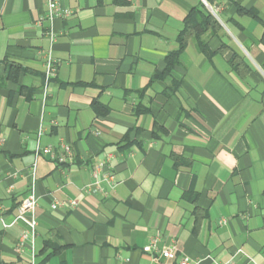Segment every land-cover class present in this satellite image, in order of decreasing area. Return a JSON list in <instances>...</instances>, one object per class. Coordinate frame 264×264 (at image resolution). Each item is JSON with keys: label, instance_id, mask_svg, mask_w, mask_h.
Listing matches in <instances>:
<instances>
[{"label": "crops", "instance_id": "obj_1", "mask_svg": "<svg viewBox=\"0 0 264 264\" xmlns=\"http://www.w3.org/2000/svg\"><path fill=\"white\" fill-rule=\"evenodd\" d=\"M56 1L51 24L0 0V264H264V0ZM194 9L210 54L190 38L167 71ZM62 141L68 163L36 154ZM108 157L116 187L86 191ZM158 234L176 258L143 250Z\"/></svg>", "mask_w": 264, "mask_h": 264}, {"label": "built area", "instance_id": "obj_2", "mask_svg": "<svg viewBox=\"0 0 264 264\" xmlns=\"http://www.w3.org/2000/svg\"><path fill=\"white\" fill-rule=\"evenodd\" d=\"M207 4V3H206ZM212 12L216 10L210 6ZM70 15V10L63 8L58 1L48 0L47 3V12L45 18L52 24L56 19H64ZM51 42H54L57 37V31L51 27L50 31L47 33ZM56 73L54 59L49 53L46 63V79L49 80ZM1 140V139H0ZM37 155H52L59 163H68L74 157L73 149L69 143L61 142L57 152L54 151V147L47 145L42 148H37ZM110 157L105 160L98 161L92 167V178L93 181L86 187V191L91 192H100L104 195H109V192L106 190V186H109L111 189H114L117 185V182L110 170ZM79 203L76 200H71L70 202H56L52 204L53 209L58 208L59 206L75 207ZM38 205V199L35 194L34 189H31L28 198L23 201L18 209L15 216V221L23 220L28 223L30 230L23 233L19 241L18 251H22V247L28 237H35L36 227H37V217L35 216V211ZM161 237L156 235L150 238L149 242L143 247V250L147 253L152 254L154 257H162L165 259H172L177 257V252L171 247L162 248L160 247ZM180 264H193L189 258H184Z\"/></svg>", "mask_w": 264, "mask_h": 264}, {"label": "trees", "instance_id": "obj_3", "mask_svg": "<svg viewBox=\"0 0 264 264\" xmlns=\"http://www.w3.org/2000/svg\"><path fill=\"white\" fill-rule=\"evenodd\" d=\"M208 2H212V0H208ZM206 28H212L213 31H217L220 28L219 22L213 17L212 14L207 13L201 9H194L187 17H186V25L180 35V47L177 51H174L169 54L167 58V68L169 71L174 65L180 63V55L182 51L187 46L188 40L190 38H195L197 41V46L200 51L210 54L208 49V45L201 39V34ZM236 59V57H234Z\"/></svg>", "mask_w": 264, "mask_h": 264}]
</instances>
